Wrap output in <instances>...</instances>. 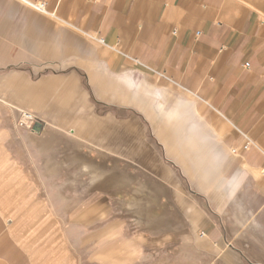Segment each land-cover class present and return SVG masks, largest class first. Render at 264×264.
Listing matches in <instances>:
<instances>
[{"label":"crops","instance_id":"crops-1","mask_svg":"<svg viewBox=\"0 0 264 264\" xmlns=\"http://www.w3.org/2000/svg\"><path fill=\"white\" fill-rule=\"evenodd\" d=\"M26 1L0 0V264H264V2Z\"/></svg>","mask_w":264,"mask_h":264},{"label":"rangeland","instance_id":"rangeland-1","mask_svg":"<svg viewBox=\"0 0 264 264\" xmlns=\"http://www.w3.org/2000/svg\"><path fill=\"white\" fill-rule=\"evenodd\" d=\"M263 1L264 0H260ZM97 104V110L98 113L103 114L104 112V108L102 105V102H96ZM145 138L147 137L148 139H156L154 138V134L149 130H147L145 133ZM33 171L35 172V174L37 175V178H40L42 180H40V183L43 184V165H32ZM239 216H241V218H243L245 221H251L252 222V215L250 214H239ZM256 222L257 225H255L256 227H251L249 229H244L242 230V232H244V234L247 236H250L253 244L249 246V249L252 253H256L257 255H264V214H261L259 216L256 217ZM250 222V224H252Z\"/></svg>","mask_w":264,"mask_h":264},{"label":"built area","instance_id":"built-area-1","mask_svg":"<svg viewBox=\"0 0 264 264\" xmlns=\"http://www.w3.org/2000/svg\"><path fill=\"white\" fill-rule=\"evenodd\" d=\"M31 7L41 11L45 12V3L44 2H28L25 0ZM97 41L99 43H103L102 38H98ZM245 66H248V63L244 64ZM17 125L19 127L25 128L27 130H31L33 132H40L44 125L46 124L45 120L43 118L35 115L34 113L28 111V110H18V117L16 121Z\"/></svg>","mask_w":264,"mask_h":264},{"label":"bare ground","instance_id":"bare-ground-1","mask_svg":"<svg viewBox=\"0 0 264 264\" xmlns=\"http://www.w3.org/2000/svg\"><path fill=\"white\" fill-rule=\"evenodd\" d=\"M86 168V166H84Z\"/></svg>","mask_w":264,"mask_h":264}]
</instances>
